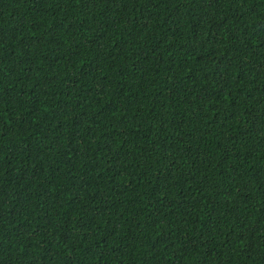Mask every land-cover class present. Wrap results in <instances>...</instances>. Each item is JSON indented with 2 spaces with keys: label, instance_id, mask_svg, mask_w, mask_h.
<instances>
[{
  "label": "trees",
  "instance_id": "1",
  "mask_svg": "<svg viewBox=\"0 0 264 264\" xmlns=\"http://www.w3.org/2000/svg\"><path fill=\"white\" fill-rule=\"evenodd\" d=\"M0 264H264V0H0Z\"/></svg>",
  "mask_w": 264,
  "mask_h": 264
}]
</instances>
